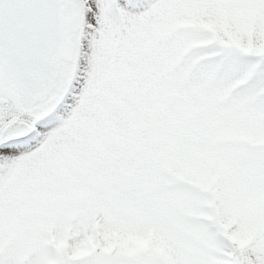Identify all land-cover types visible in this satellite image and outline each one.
Listing matches in <instances>:
<instances>
[{"label": "snow or ice", "instance_id": "snow-or-ice-1", "mask_svg": "<svg viewBox=\"0 0 264 264\" xmlns=\"http://www.w3.org/2000/svg\"><path fill=\"white\" fill-rule=\"evenodd\" d=\"M0 264H264V0H0Z\"/></svg>", "mask_w": 264, "mask_h": 264}]
</instances>
